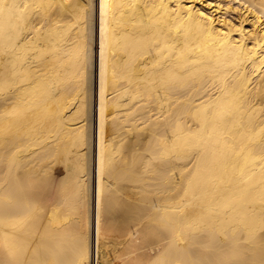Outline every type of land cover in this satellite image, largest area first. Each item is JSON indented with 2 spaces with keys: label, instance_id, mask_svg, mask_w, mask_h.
Here are the masks:
<instances>
[{
  "label": "bare ground",
  "instance_id": "bare-ground-1",
  "mask_svg": "<svg viewBox=\"0 0 264 264\" xmlns=\"http://www.w3.org/2000/svg\"><path fill=\"white\" fill-rule=\"evenodd\" d=\"M115 260L264 264V0H0V264Z\"/></svg>",
  "mask_w": 264,
  "mask_h": 264
},
{
  "label": "rangeland",
  "instance_id": "rangeland-1",
  "mask_svg": "<svg viewBox=\"0 0 264 264\" xmlns=\"http://www.w3.org/2000/svg\"><path fill=\"white\" fill-rule=\"evenodd\" d=\"M125 197H123V200H126V199H124ZM114 262V261H113ZM119 262H118V260H115V262H114V264H118Z\"/></svg>",
  "mask_w": 264,
  "mask_h": 264
}]
</instances>
